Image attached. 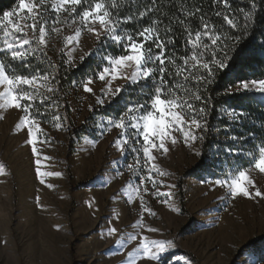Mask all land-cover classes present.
Masks as SVG:
<instances>
[{
	"label": "rangeland",
	"instance_id": "374dc122",
	"mask_svg": "<svg viewBox=\"0 0 264 264\" xmlns=\"http://www.w3.org/2000/svg\"><path fill=\"white\" fill-rule=\"evenodd\" d=\"M62 19L67 22L58 25L59 35L49 37L46 52L56 61L77 65L98 40L95 32L85 30L78 45L65 46L64 37L73 35L80 23H72L66 14ZM94 27L99 29L98 24ZM90 79L93 92L75 85L68 94L73 123L90 133L74 148L69 149L64 124L56 128L55 121L45 124L38 119L42 131L34 153L27 128L16 127L23 112L0 109V264H129V253L145 236L163 241L168 250L159 261L141 253L136 264H264L254 254L264 250V197H256L251 187L252 198L234 197L227 186L214 183L229 175L191 176L201 159L202 140L185 144L182 133L175 132L178 142L169 139L166 154L154 153L168 173L156 177L163 182L159 191H171L170 198L145 181L149 192L141 190L143 205L139 197L129 199L128 184L140 181L126 167L134 163L133 154L122 155L115 146L119 129L109 131L108 119L95 118V112L116 96L103 95L107 85L115 92L127 81ZM232 91L248 90L238 84ZM98 98L105 100L103 105ZM40 172L52 175L41 177ZM249 176L264 193V174L251 167ZM165 199L168 203L162 202ZM112 228L116 232L110 234Z\"/></svg>",
	"mask_w": 264,
	"mask_h": 264
},
{
	"label": "snow or ice",
	"instance_id": "6c2138e0",
	"mask_svg": "<svg viewBox=\"0 0 264 264\" xmlns=\"http://www.w3.org/2000/svg\"><path fill=\"white\" fill-rule=\"evenodd\" d=\"M212 4L223 6L214 11L215 17H221L231 29L246 32L254 23L257 11L264 7V0H249L248 9H233L230 0H212ZM132 5H140L142 10L136 7L128 14L120 15L122 6L131 8ZM162 9L163 5L158 0H19L16 9L0 15V88L3 89L0 91V109L15 108L23 112L16 127L19 130L27 128L31 137L27 142L32 144L34 153H37V133L42 131L38 118L44 117L49 109L59 111L57 93L61 81L58 78L60 68L50 58L45 68L36 66L33 61L45 62L49 37L59 35L62 28L58 25L67 22L62 17L66 14L72 23L77 20L80 23L73 35L64 37L65 46L78 45L86 30L95 32L98 41L103 37L102 43L111 41L120 47V53L104 58L106 66L96 76L102 81L106 77L124 79L128 88H138L142 92L134 102L129 98L123 110L107 121L109 131L112 128L120 130V138L115 142L120 153L133 154L134 163L126 167L133 176H140V181L128 184L130 191L127 195L130 200L139 197L142 205L144 196L141 190L149 192V188L144 187L145 181L150 182L160 196H172L171 191H159L158 185L163 182L156 177H164L168 173L156 163L158 157L154 153L166 154L169 151L166 142L169 139L172 144L178 142L173 135L175 132L182 133L184 143L189 145L204 139L209 114L205 95L207 85L214 81L215 70L226 66L230 44L240 39L225 33L223 24L214 23L202 3L179 0L178 13L171 15ZM157 15L161 18H156ZM145 17L148 18L147 24H141L139 28L126 27L140 24ZM165 18L167 23H164ZM193 20L199 23L194 26ZM95 24L99 29L94 27ZM178 38L183 41L182 54L176 47ZM91 83L92 79L81 82L84 91L93 92L89 87ZM241 87L264 93V79L242 81ZM120 92V88L113 92L109 83L103 95L115 96ZM104 102L102 98L97 99L98 104L103 105ZM228 115L240 119L245 114L233 110ZM63 119L67 117L60 114L52 116L56 128L63 127ZM250 135L254 136V133ZM230 139L241 141L245 137L231 136ZM229 151L240 152L241 149L229 148ZM247 155L252 158L251 167L264 174V141L258 150ZM251 167L237 169L228 174L230 179H217L214 183L227 186L234 197L252 198L250 187L255 189L256 197H264L249 176ZM142 172L145 174L141 176ZM39 174L41 177L52 175ZM168 187L174 189L175 185ZM162 202L168 203V200ZM144 211L151 212V209L144 207ZM151 214L155 215L154 212ZM114 232L116 229L112 228L110 234ZM167 250L163 241L149 240L145 236L139 247L129 253L132 257L129 264H136L141 253L149 260L159 261L162 259L160 254Z\"/></svg>",
	"mask_w": 264,
	"mask_h": 264
},
{
	"label": "trees",
	"instance_id": "16d2710c",
	"mask_svg": "<svg viewBox=\"0 0 264 264\" xmlns=\"http://www.w3.org/2000/svg\"><path fill=\"white\" fill-rule=\"evenodd\" d=\"M19 0H0V15L5 11H10ZM191 3H202L204 10L209 13L210 18L217 25L223 24V31L228 35L240 37L238 42L230 44V58L225 62V67L215 70L214 81L207 85L205 93L208 103V130L201 142V159L198 167L191 174L193 177L209 176L212 178L227 176L229 173L235 172L237 169H245L251 167V157L248 152L258 150L261 142L264 141V93H254L249 91L236 92L232 88L241 84L242 81H251L264 79V7L257 11L254 23L245 32L243 29H231L229 25L223 22L221 17H215L214 11L223 8L222 5L212 4V0H190ZM163 5V11L169 13H178L179 0H158ZM233 9L250 8L249 0H230ZM140 5H132L131 8L121 7L120 15H126L130 10ZM142 10V7H141ZM152 15V14H150ZM156 18H161L157 15ZM164 19V23H167ZM148 18L145 17L140 24L126 25V27L139 28L141 24H147ZM198 20H193V25H197ZM97 41L94 48L85 58L77 65L70 64L66 59L56 61L55 59L45 57V62L33 61V63L41 68L46 67V61L51 59L59 68L58 78L60 79V91L57 93L59 99V111H52L51 115L47 112L44 117L38 118L45 124H50L52 116L60 114L66 116L62 122L66 126L67 137L70 147L74 148L77 140L85 134L81 128H76L73 123L71 114L72 110L68 102V94L75 85H81L82 81H86L91 77H95L100 72L106 62L104 58L109 54H118L121 49L111 41L102 43ZM183 41L177 39L176 47L180 53ZM158 51V50H157ZM127 83L122 87L111 103L98 109L95 118L111 119L118 112L122 111L125 103L131 98L134 102L136 97L142 96V92L137 89L128 88ZM201 91L203 89L201 88ZM199 105V102H196ZM202 106V105H200ZM43 110V109H42ZM235 110L236 113H243L240 119H235L228 113ZM250 133H254L250 135ZM90 136V135H89ZM94 136V135H93ZM231 136H243L244 140L233 141ZM232 149H241L240 152L229 151ZM259 251V252H258ZM254 251L258 259L264 260V250Z\"/></svg>",
	"mask_w": 264,
	"mask_h": 264
}]
</instances>
